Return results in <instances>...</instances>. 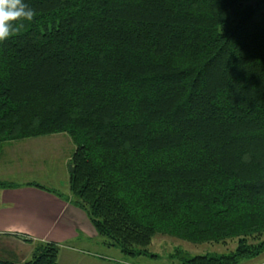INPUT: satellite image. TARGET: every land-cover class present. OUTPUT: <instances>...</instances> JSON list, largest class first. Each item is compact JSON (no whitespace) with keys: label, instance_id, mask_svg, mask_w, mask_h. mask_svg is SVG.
Masks as SVG:
<instances>
[{"label":"trees","instance_id":"1","mask_svg":"<svg viewBox=\"0 0 264 264\" xmlns=\"http://www.w3.org/2000/svg\"><path fill=\"white\" fill-rule=\"evenodd\" d=\"M23 2L34 18L0 41V155L58 134L74 146L67 195L25 187L83 212L100 247L127 258H154L155 235L235 241L180 264L262 255L264 0ZM58 253L37 242L22 264Z\"/></svg>","mask_w":264,"mask_h":264},{"label":"rangeland","instance_id":"2","mask_svg":"<svg viewBox=\"0 0 264 264\" xmlns=\"http://www.w3.org/2000/svg\"><path fill=\"white\" fill-rule=\"evenodd\" d=\"M262 17L264 9L254 18L260 20ZM73 151L74 146L65 134L8 143L4 145L0 155V182L12 184L34 182L67 195L69 158ZM76 243L74 240H67L60 247L57 245L59 264H88L87 258H90L88 255L91 253ZM235 247V241L228 242L227 245L193 244L169 236L155 235L147 248L154 258H127L113 249L109 251L102 264H180L177 255L184 258L228 255ZM263 258L264 255H260L254 260L242 261L240 264H258Z\"/></svg>","mask_w":264,"mask_h":264},{"label":"crops","instance_id":"3","mask_svg":"<svg viewBox=\"0 0 264 264\" xmlns=\"http://www.w3.org/2000/svg\"><path fill=\"white\" fill-rule=\"evenodd\" d=\"M25 184L28 183L15 184V189H0V260L22 264L31 256L37 242L60 247L67 240H74L77 246L91 253L88 264H102L109 250L100 247L84 213L52 194ZM258 264H264V258Z\"/></svg>","mask_w":264,"mask_h":264},{"label":"clouds","instance_id":"4","mask_svg":"<svg viewBox=\"0 0 264 264\" xmlns=\"http://www.w3.org/2000/svg\"><path fill=\"white\" fill-rule=\"evenodd\" d=\"M34 16V10L23 0H0V41L18 33L23 27L22 21H31Z\"/></svg>","mask_w":264,"mask_h":264},{"label":"water","instance_id":"5","mask_svg":"<svg viewBox=\"0 0 264 264\" xmlns=\"http://www.w3.org/2000/svg\"><path fill=\"white\" fill-rule=\"evenodd\" d=\"M68 171L70 172L71 171V167L69 166V168H68Z\"/></svg>","mask_w":264,"mask_h":264}]
</instances>
